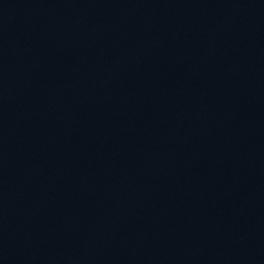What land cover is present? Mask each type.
Returning <instances> with one entry per match:
<instances>
[{
  "label": "water",
  "instance_id": "water-1",
  "mask_svg": "<svg viewBox=\"0 0 264 264\" xmlns=\"http://www.w3.org/2000/svg\"><path fill=\"white\" fill-rule=\"evenodd\" d=\"M0 264H264V0H0Z\"/></svg>",
  "mask_w": 264,
  "mask_h": 264
}]
</instances>
